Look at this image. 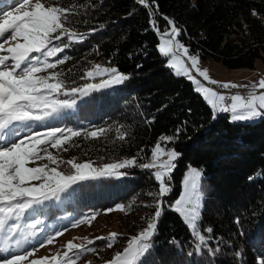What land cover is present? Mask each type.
<instances>
[{
  "label": "trees",
  "instance_id": "16d2710c",
  "mask_svg": "<svg viewBox=\"0 0 264 264\" xmlns=\"http://www.w3.org/2000/svg\"><path fill=\"white\" fill-rule=\"evenodd\" d=\"M58 3L78 9L67 27L82 33L93 27L98 31L60 54L70 59L56 71H63L67 82L75 80L76 85L85 82L80 76L95 62L129 76L112 90L95 92L76 114L50 119L53 127L109 129L98 139L74 138L78 147L60 152L62 158L104 163L136 156L139 163H146L161 136L176 137L167 145L181 154L172 174V192L164 198L153 247L143 264H256V257L264 253V118L241 123L233 122L229 113H214L193 83L167 66L157 48L159 37L149 25L148 10L137 0ZM155 6L161 31L167 24L163 17L171 18L181 29L180 38L203 59L229 69L255 68L258 60L264 61V0H155ZM100 24L105 27L100 29ZM118 129L127 133L126 139L117 138ZM189 168L202 172L200 227L213 229L204 234L211 236L210 247H219L215 256L207 250L195 254L190 229L168 207L180 196ZM127 173L122 179L82 183L60 202L42 209L38 214L44 221L43 233L56 223L70 228L74 219L89 212L98 213L96 218L120 213L122 235L113 248L96 241L98 254L87 253L78 260L103 264L146 226L142 218L154 212L155 201L148 193H156L158 183L152 170L133 167ZM118 204L132 207L120 211ZM109 208L113 211L107 212ZM190 252L194 254L189 256Z\"/></svg>",
  "mask_w": 264,
  "mask_h": 264
},
{
  "label": "snow or ice",
  "instance_id": "6c2138e0",
  "mask_svg": "<svg viewBox=\"0 0 264 264\" xmlns=\"http://www.w3.org/2000/svg\"><path fill=\"white\" fill-rule=\"evenodd\" d=\"M137 3L148 10L149 25L159 37L157 48L167 58V66L191 81L195 91L202 94L214 113L228 112L233 121L264 118V77L249 84L212 79L208 69L199 66L198 55L190 54L189 48L178 39L181 29L174 20L163 17L167 24L161 31L156 19L159 9L154 7L155 0H137ZM16 13H8L10 19L0 20V39L3 40L0 43V253L6 254L0 256V264H76L87 253L98 254L96 241H104L105 247L112 249L122 234L110 232L93 239L85 237L82 243L68 240L62 253L37 258L35 253L39 248L53 243L55 237L68 231L64 228L44 234V221L38 213L60 202L83 182L121 178L133 167L152 170L158 183V191L148 193L155 201L154 212L150 217L142 218L146 226L127 238L126 244L103 264H143L153 247L152 241L164 210V198L172 192V174L181 154L167 145L176 137L161 136L151 149V162L146 163H139L136 156L104 163L91 159L78 162L75 157L63 159L60 152L78 147L74 138L98 139L109 129L61 128L44 126L43 122L75 108L78 99L123 84L129 76L116 67L94 63L80 76L85 81L83 84L76 85L75 80L69 84L64 72L56 71L59 65L70 59L68 55L60 54L74 44L83 43L98 28L82 33L67 27L69 17L77 15L78 9L60 6L58 0L50 3L23 0ZM252 14L257 15L255 10ZM98 27L102 29L105 25ZM97 78L99 82H94ZM217 89L237 91L225 94ZM240 89L246 94H241ZM34 126H42V130L36 131ZM117 131L118 139H126L127 133L121 129ZM176 131L179 133L180 129ZM202 206V172L189 168L183 179L182 193L168 207L178 213L190 229L196 241L195 254L207 250L209 255L215 256L219 247H210L211 236L204 234H211L213 229L208 227L202 231L200 227ZM130 207L132 205H116L120 211ZM106 211L112 212L113 209ZM97 215L89 212L74 219L71 226L91 225ZM236 222L239 223V218ZM193 254L188 253L189 256ZM256 264H264V253L256 257Z\"/></svg>",
  "mask_w": 264,
  "mask_h": 264
},
{
  "label": "rangeland",
  "instance_id": "374dc122",
  "mask_svg": "<svg viewBox=\"0 0 264 264\" xmlns=\"http://www.w3.org/2000/svg\"><path fill=\"white\" fill-rule=\"evenodd\" d=\"M42 2H46V0H42ZM22 3H23V0H3V2L0 3V20H3L5 18L10 19V17H8V13H12L13 15H16L17 14L16 9ZM178 39L189 48L190 54L198 55L199 66L202 69H208L209 75L212 79H215L218 81H223V82H233L236 84H249L250 82L258 81L261 77H264V61L262 59H260L256 62L255 68L229 69L226 66H224L222 63H220L216 60L203 59L200 54H198L195 51H192L190 49V46L188 44H186L185 41L180 38V36L178 37ZM0 43H3L2 39H0ZM166 62H167V58H166ZM95 64H102L104 66L113 67L111 65L103 64L101 62H95ZM173 72L176 74V72L174 70H173ZM94 82H99V78H97L96 81H94ZM205 83H207V82H205ZM115 87L116 86L110 87L107 89H101V90L95 91V92L112 90ZM95 92L91 93L87 97H83L82 99H78L75 108L66 110L64 113H61L59 116H57L55 118L64 117V116L70 115V114H76L77 109L79 108V105L84 100L92 97V95ZM226 113H228V112H226ZM230 117H231V114H230ZM260 119H262V118L250 120L251 121L250 123L259 121ZM231 120H232V118H231ZM233 122L247 123L249 121H233ZM43 125L44 126H51L50 120L44 121ZM34 130L40 131V130H42V126H34ZM164 158L166 159V157H164ZM147 162H151V160L149 159ZM123 177L115 178V179H122ZM83 183H85V182H83ZM182 191H183V184H182ZM182 191H181V193H182ZM119 215H120V213L113 212L111 214L104 215V216H101L99 218H95L94 220H92L91 225L85 223V224H81L77 227H70V228H68V231L63 232L62 235L55 237L53 243L46 244L43 248H39L38 251L35 253V256L38 258L40 256H51L53 254H56L57 252L62 253L64 250L63 245H65L68 240H73L75 243H82V242H84L83 238H85V237L88 239H93L96 236H105L110 232H117L118 233V231H121L119 228V226H120V223L118 220ZM56 224L57 225H53L54 228L48 227V230L46 231L45 234H52L57 230H63L64 228H67V227L61 226L59 223H56ZM37 239H39V236L37 237ZM35 243H36V240L34 239L33 244H35ZM13 251H15V249H13ZM3 255H6V254L0 253V256H3ZM31 258L32 257H30L29 259H31ZM89 261L92 264L91 259L85 260L83 262H78V260H77L76 264H88Z\"/></svg>",
  "mask_w": 264,
  "mask_h": 264
},
{
  "label": "built area",
  "instance_id": "2783aa9c",
  "mask_svg": "<svg viewBox=\"0 0 264 264\" xmlns=\"http://www.w3.org/2000/svg\"><path fill=\"white\" fill-rule=\"evenodd\" d=\"M213 87H217V86H213ZM217 90L224 92L225 94H227L229 91H231L232 93L237 91V90H223V89H217ZM239 91L241 92V94H246L244 89H240Z\"/></svg>",
  "mask_w": 264,
  "mask_h": 264
}]
</instances>
